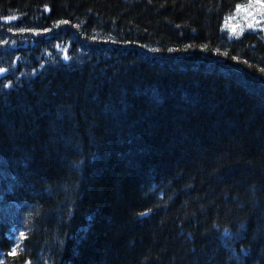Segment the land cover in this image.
I'll use <instances>...</instances> for the list:
<instances>
[{
  "label": "trees",
  "instance_id": "obj_1",
  "mask_svg": "<svg viewBox=\"0 0 264 264\" xmlns=\"http://www.w3.org/2000/svg\"><path fill=\"white\" fill-rule=\"evenodd\" d=\"M250 2L0 0V264H264Z\"/></svg>",
  "mask_w": 264,
  "mask_h": 264
},
{
  "label": "rangeland",
  "instance_id": "obj_2",
  "mask_svg": "<svg viewBox=\"0 0 264 264\" xmlns=\"http://www.w3.org/2000/svg\"><path fill=\"white\" fill-rule=\"evenodd\" d=\"M262 2V0H258V2ZM260 10L258 9H252L251 12H252V15L245 18V14H244V17H237L236 18H233L231 21H230V27L232 29V31L234 33H238L240 28H241V22H242V27L243 28H256V27H260L259 25H264V21H263V18L264 17H259V16H256L258 14ZM237 15V14H236ZM251 25V26H249ZM264 31V29H263Z\"/></svg>",
  "mask_w": 264,
  "mask_h": 264
},
{
  "label": "snow or ice",
  "instance_id": "obj_3",
  "mask_svg": "<svg viewBox=\"0 0 264 264\" xmlns=\"http://www.w3.org/2000/svg\"><path fill=\"white\" fill-rule=\"evenodd\" d=\"M252 9H258L260 10V14L264 15V3H259L258 0H252L248 5L246 6H241V5H236V11L237 14H240L243 12L245 14V18L249 17L252 15V12L250 10ZM7 19H12V17H8ZM251 26V25H249ZM2 71V70H0ZM24 233H21V236H23Z\"/></svg>",
  "mask_w": 264,
  "mask_h": 264
}]
</instances>
